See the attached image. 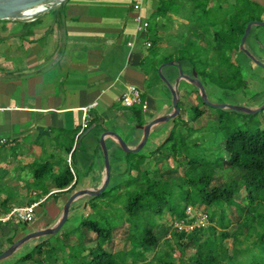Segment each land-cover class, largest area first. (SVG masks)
I'll return each instance as SVG.
<instances>
[{
    "label": "crops",
    "instance_id": "0c3cea01",
    "mask_svg": "<svg viewBox=\"0 0 264 264\" xmlns=\"http://www.w3.org/2000/svg\"><path fill=\"white\" fill-rule=\"evenodd\" d=\"M171 1L173 9L162 15L159 10L164 2L158 0H64L31 21H0V143L8 144L13 153L6 163H0V169L14 175L7 183L13 189L10 211L36 204L33 220L25 229H16L15 241L30 232L53 226L73 193L101 186L104 160L99 138L103 133L118 137L131 149L141 138L136 128L138 120L145 125L172 112L170 91L158 74L159 66L164 63L159 59L162 54L178 59L183 39L179 26L185 20L176 9H180L183 0ZM234 1L208 0L206 8L226 9ZM249 1L264 6V0ZM186 2V9L193 11L197 1ZM153 17L156 30L149 37V20ZM143 22L147 23L145 28L140 26ZM251 29L245 47L264 63V27ZM211 32L209 28L208 37H204V42L199 41L210 52L215 48L210 42ZM186 35L189 37L190 33ZM153 41V49H149ZM230 55L250 83H264V73L255 75L256 68L249 64L250 59L242 51L234 50ZM180 64L183 73L190 76L194 70L190 63L182 60ZM209 71H212L210 66L207 67ZM161 73L171 85L178 80L174 66L162 68ZM198 78L205 91L211 89L208 78L201 75ZM129 85L135 86L140 94V103L132 106L141 107L136 114L130 110L132 107H125L122 102ZM178 96L183 107L179 108L178 116L185 108L197 105L198 90L185 80L178 82ZM143 104L145 109H142ZM86 107L89 110L84 113L82 110ZM198 109L203 112L199 119L207 116L206 111L209 116L216 117V114H209L205 105ZM84 122L86 125L82 128ZM173 124L174 119L154 126L144 146L136 153L147 156L165 140ZM88 128L91 130L81 136ZM104 143L109 161L107 187H111L128 179V153L119 149L111 138H106ZM23 148L31 151V155ZM44 154L56 174L65 170L70 160L72 191L59 192L50 184L49 193L40 197L37 190L28 188L32 179L27 168ZM161 165L159 163L158 168ZM5 198L6 194L1 193L0 200ZM81 199L84 200L81 204L75 201L71 205L65 222L69 219V229L65 231L78 225L82 207L88 200ZM0 212L5 214H0V218L9 213L3 209ZM10 221H0L5 223L0 224V253L6 249L2 247L7 239L15 236L10 230L16 226ZM35 221H42V225L30 230ZM36 244L26 243L20 249L31 251ZM12 257L9 262L4 260L0 264H12Z\"/></svg>",
    "mask_w": 264,
    "mask_h": 264
},
{
    "label": "trees",
    "instance_id": "16d2710c",
    "mask_svg": "<svg viewBox=\"0 0 264 264\" xmlns=\"http://www.w3.org/2000/svg\"><path fill=\"white\" fill-rule=\"evenodd\" d=\"M158 1L164 2L159 10L162 15L174 7L171 0ZM186 1L181 4H187ZM193 1H197L193 8L196 17L210 15V9L206 8L208 0ZM216 10L228 12L224 21L187 22L191 24L187 31L190 36L184 37L181 33L182 53L178 59L172 55L165 57L162 63L186 60L198 75L209 80L212 74L207 72V67L212 65L221 77H226L233 90L248 83L242 80V69L229 55L238 50L247 23L264 20V6L249 0H235L226 9L217 7ZM204 23L206 27L202 30ZM184 24L185 21L179 31ZM209 28L212 30L210 42L215 48L207 55L217 58L212 62L206 55H201L199 60L200 55L196 54L199 51L192 55L189 50L200 48L203 53L207 50L199 41L208 37ZM152 43L149 49H153L155 42ZM216 50L220 54L216 55ZM220 55L227 57L218 61ZM201 105L204 104L198 96L197 105L191 106L194 123L203 114L198 109ZM209 108L216 110L208 107V111ZM130 110L136 114L141 107ZM209 114L216 117L208 119V125L197 128L188 126L186 120L177 116L168 136L147 156L126 154L127 180L88 199L78 225L67 231L61 229L52 236L53 245L43 239L30 252L12 259V264H264V127L252 124L251 120L240 127L232 115L224 116L219 110ZM137 123L142 125L141 120ZM12 154L8 144L0 143V163H6ZM45 156L35 159L27 168L32 179L28 188L37 190L40 197L49 193L50 184L59 192L72 191L70 168L56 174ZM168 157L174 162L173 167L166 166ZM146 159L149 161L145 162ZM159 163L161 168L157 166ZM226 172L229 177L215 184ZM13 177L12 172L0 169V194H6L0 200V209L6 213L11 209L9 199L13 190L7 183ZM189 207L202 208L208 225L196 226L195 219L189 218L186 212ZM166 214L173 225H193L190 230L177 229L173 235L177 246L173 248L166 240L167 250L160 248L154 233L156 218ZM16 229L10 230L15 236ZM14 238L7 242H15ZM185 238L190 249L186 260L181 244ZM71 239L74 244H70ZM227 240H231L230 249L225 245Z\"/></svg>",
    "mask_w": 264,
    "mask_h": 264
},
{
    "label": "rangeland",
    "instance_id": "374dc122",
    "mask_svg": "<svg viewBox=\"0 0 264 264\" xmlns=\"http://www.w3.org/2000/svg\"><path fill=\"white\" fill-rule=\"evenodd\" d=\"M201 1H203V0H201ZM51 2H52V0H42V3L39 6H36L35 8L28 10V13L26 15L27 16H31L32 14H34L36 12L44 10L45 5H49ZM188 5L190 6V4H188ZM176 9L181 14V16L183 17V19L186 22V24H184V25H182L180 27V31L184 35V37H186V32L189 30V27L191 26V24L188 25L187 22L189 23V21H195V22L199 23V22H202L201 20H205L207 22L209 21V22H212V23H216V21H222V20L224 21L225 16L228 13L227 11L225 13L219 12V10H216L215 8H212L208 12L210 15H208V16L206 15L205 17H201L200 18V16L196 17V14L191 9H186V4H184V5L181 4L180 9L179 8H176ZM48 11H50V9H48ZM31 20L32 19L27 20V21H31ZM191 23H194V22H191ZM149 24H150V26L148 28V35H149V37H152L154 32H155V30H156L154 17L149 20ZM205 27L206 26H205V23H204V26L202 27V30H205ZM255 29H258V26H253V30H255ZM193 34H195V33H193ZM257 42L259 44H263V42L261 40H258ZM189 50H190V52H192V55L196 51H199L198 53H196V54L200 55L199 60L201 59V55L203 57L205 55L208 56L207 52H210V51L206 50L203 53V52H201L202 49H200V48H199V50L198 49L195 50V48L194 49L189 48ZM217 52H218V50L215 51L216 55L220 54V52H218V53ZM223 52H225V51H223ZM165 55L166 54L160 55L162 57L159 59V61H161V60L163 61L164 58L166 57ZM229 56L231 57V55H229ZM169 57H172V56L170 55ZM226 57L227 56L222 57L220 55L218 57V61H220V58H222V60H224ZM208 58H209L210 62H212V60H217L216 56L215 57L208 56ZM243 62L246 63V59H244ZM247 62H249V61H247ZM249 64L251 66H253L254 68H256L257 74H255V75H259V74H263L264 73V70L261 67L256 66L252 62H249ZM210 67L213 70V71H209V74H212V76H211L212 78L209 81V83H210L209 86L211 87V89H209V90L206 89L207 98L209 99L210 102L212 101V103H213V101H215L214 103H216V104H228V105H235V106H243V107H247V108H251V109H255V107L258 108L259 106H261L263 104L262 100H264V83L263 84L262 83H255V82H252V81L250 83L247 80L248 78H244V76H242L243 77L242 80L244 82L246 81L248 84L245 85V86L239 87L237 89L234 88L233 90H231L230 87L228 86L229 84H227L228 80L226 79V77L225 76L221 77L222 75L220 76L219 70H214L212 65H210ZM225 74L226 75L228 74L227 71H225ZM238 83L242 84L241 82H238ZM249 89H251V90L249 91ZM181 96H182V100L183 99L185 100V97L183 98L184 94L182 95V92H180V97ZM198 96H199V94H198ZM198 96H197V100H198ZM216 110H219V112L222 113L224 116L232 115L237 120L236 123L240 127H245L244 124L247 123L249 120H251L252 124H254V123L255 124H259L261 127H264V109L262 111L256 113V114H251V115L250 114L241 113V112H233V111L226 110V109H216ZM216 110H213V109L211 110L209 108V112L216 113ZM206 115H207L206 117L201 118V119L197 120L194 123L192 121V118L194 116L193 108L187 107V108H185L182 111V114L180 115V118L183 119V120H187L188 126H192L194 128H197V127L203 126V124L208 125L207 124V122H208L207 120L210 119V118L211 119L215 118L214 116H212V117L209 116L207 111H206ZM249 116H252V117H249ZM23 150L25 151L26 149L23 148ZM26 151L28 152V154L31 153V151H29L28 149ZM165 164H166V166H169V167H173L174 166V162L172 161V159L170 157L167 158ZM228 177H229V172H226L225 175L222 176V178L217 179L214 183L215 184H220L223 180H225ZM81 201H84V200L83 199H79L76 202H77V204H81ZM186 212H187V214H189V218L195 219V225L196 226H207L208 225V222H207L206 217H205V213H204L202 208H199V209L191 208V211L189 213H188V211H186ZM0 214L3 215L2 212H0ZM10 220H9L10 224L15 225L19 229H25L27 227L28 223H29V222H26V221L24 222V221L17 220L15 218H12ZM1 223L2 222H0V224ZM18 223L20 224L19 227L17 226ZM156 223H157V225H156V228L154 230V233L159 239L160 248L162 247V248H164L166 250L168 249L167 246L165 245V241L166 240H168L169 243L171 244V246L173 248H175L177 245H176V241H175L173 235H174V233L176 232V230L178 228L175 227V225H173L172 219L166 214L160 219L156 218ZM2 224H5V223H2ZM68 224H70L69 223V219H68V223H65V227L64 226L62 227V230L69 229L68 228L69 227ZM24 225H25V227H24ZM33 225L34 226H32V227L30 226V230H32V228H34V227L41 226L42 225V221L37 222V223L35 221ZM0 231H2V230H0ZM1 235H2V233H1ZM3 236H5V234ZM53 237L50 236V237H46V238L31 240V241L27 242V244H30V245L33 246L37 242L42 241L43 239H48L49 242L53 245L54 244V238ZM16 238H17V236L14 239H16ZM71 240H73V239H71ZM252 240H254V239H252ZM187 241H188V238H185L182 241V243H181L182 246L184 247L183 248V252H184L183 258L185 260H186V258L188 256L189 252H190V249L187 246L188 245ZM11 244L12 243H10V242H7V243L5 242V245L2 247V249H4L5 247L7 248ZM225 245L227 246L228 249H230L231 248V240H227L225 242ZM177 250L179 251L178 248H177ZM27 252H30V251L27 250V249H22V250L19 249L13 255L12 259L19 258L20 256H23ZM179 253H180V251H179ZM10 259L11 258L5 260L4 262H9Z\"/></svg>",
    "mask_w": 264,
    "mask_h": 264
},
{
    "label": "water",
    "instance_id": "95a60500",
    "mask_svg": "<svg viewBox=\"0 0 264 264\" xmlns=\"http://www.w3.org/2000/svg\"><path fill=\"white\" fill-rule=\"evenodd\" d=\"M41 1L42 0H0V21H3V20H30V19H33L34 17H36L37 15L48 11V9H51L54 6L60 5L64 0H52V2L49 5H45L44 10L36 12V13L32 14L31 16H27L26 12L28 10L33 9L36 6H38L41 3ZM253 26L264 27V20H262V21H251V22L247 23L245 30L243 32V35L240 39L238 49L240 51H242L250 59V61L253 62L256 66L264 69V63L259 61L256 57H254L245 47L246 39H247V37L251 31V28ZM168 66H174L178 72V80L173 85L168 83V81L164 78V76L161 73L162 68L168 67ZM158 74H159L160 78L165 82V84L167 85V87L170 91L172 112H170L169 114H167L163 117H160L156 120H153V121H151L145 125H136V128L138 130H140V132H141V138L139 140V143L134 148H131V149L127 148L124 145V143L118 137H116V136H114L108 132L103 133L99 138V147L102 151L103 160H104V178H103L101 186L95 190H92V191H89V190L86 191L85 190V191H78V192L73 193L65 202L63 209H62V213H61L58 221L53 226L47 227V228H44V229H41L38 231L30 232V233L22 236L21 238H19L17 241L12 243L9 247H7L5 250H3L0 253V262L10 258L24 244H26L27 242H29L31 240H36V239L56 235L64 226V224L68 218L70 207L75 201H77L81 198L89 199V198L96 197L99 194H101L107 188L108 180H109V161H108V153L106 151V147H105V143H104L105 139L106 138L113 139L114 142L116 143V145L118 146V148L121 149L124 153H136V152H138L144 146V144L147 140L148 134L154 126L168 122L169 120H173L178 116V114H179L178 82L180 80H185L186 82H188L192 86L196 87L198 90V94H199V98H200L201 102L207 107H211V108H215V109H226V110H230L233 112H241V113L250 114V115L256 114V113H258L264 109V102L261 106H259L258 108H255V109H251V108H247V107H243V106H235V105H228V104H216V103L210 102L207 98L204 86H203L202 82L200 81V79L198 78V75L195 72V70H192L190 76L185 75L183 73L180 62H178V61H169V62L163 63L158 68ZM90 130H91V128H88L87 130H85L81 134V136L82 135L84 136ZM81 136H80V138H78L79 139L78 141H80Z\"/></svg>",
    "mask_w": 264,
    "mask_h": 264
},
{
    "label": "built area",
    "instance_id": "2783aa9c",
    "mask_svg": "<svg viewBox=\"0 0 264 264\" xmlns=\"http://www.w3.org/2000/svg\"><path fill=\"white\" fill-rule=\"evenodd\" d=\"M134 8L137 9L138 6L135 5ZM137 20H140V19L137 18ZM140 26H142V28H145L147 26V23L143 22L142 25H140ZM147 45H149V43H147ZM122 102H123V105L125 107H132L135 104H139L140 103V94H139L138 89L133 85H129L127 87V92L125 94H123ZM145 108H146V105L143 104L142 109H145ZM88 110H89V108L86 107V108H83L82 111L84 113H87ZM85 125L86 124L84 122L82 125V128L85 127ZM68 167L73 172V170L71 169V166H70V160L68 161ZM35 206H36V204H32V205L25 206V207L14 208L5 217L0 218V221H8L12 218H15V219L20 220V221L31 222L34 218V207ZM186 211H188V213H189L191 211V208L190 207L187 208ZM175 227H177L178 230H182L183 228L192 229L193 225L184 227L181 223H178V224H175Z\"/></svg>",
    "mask_w": 264,
    "mask_h": 264
},
{
    "label": "bare ground",
    "instance_id": "6f19581e",
    "mask_svg": "<svg viewBox=\"0 0 264 264\" xmlns=\"http://www.w3.org/2000/svg\"><path fill=\"white\" fill-rule=\"evenodd\" d=\"M41 3H42V1H41ZM41 3H40V4H41ZM40 4H39V5H40ZM39 5H38V6H39ZM27 13H28V11L26 12V14H27Z\"/></svg>",
    "mask_w": 264,
    "mask_h": 264
}]
</instances>
